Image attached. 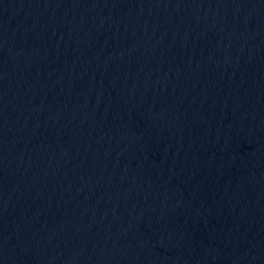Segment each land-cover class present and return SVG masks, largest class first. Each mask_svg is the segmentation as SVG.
I'll use <instances>...</instances> for the list:
<instances>
[{
  "label": "water",
  "instance_id": "water-1",
  "mask_svg": "<svg viewBox=\"0 0 264 264\" xmlns=\"http://www.w3.org/2000/svg\"><path fill=\"white\" fill-rule=\"evenodd\" d=\"M0 264H264V0H0Z\"/></svg>",
  "mask_w": 264,
  "mask_h": 264
}]
</instances>
